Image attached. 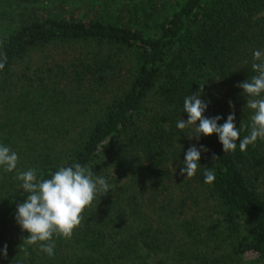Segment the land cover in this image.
I'll return each instance as SVG.
<instances>
[{
	"label": "trees",
	"instance_id": "obj_1",
	"mask_svg": "<svg viewBox=\"0 0 264 264\" xmlns=\"http://www.w3.org/2000/svg\"><path fill=\"white\" fill-rule=\"evenodd\" d=\"M176 2L0 0V145L19 157L13 172L0 167V264H150L171 246L184 254L201 234L186 209L191 181L209 190L225 238L250 224L232 250L264 256L263 140L224 153L216 134L194 139L208 151L188 179L180 147L192 133L176 127L188 118L185 97L200 92L206 117L223 124L234 112L241 139L249 134L248 97L236 85L255 75L253 52L264 51V0ZM74 163L110 191L84 210L71 239L53 237L49 257L23 244L15 213L28 194L15 177L36 169L49 178Z\"/></svg>",
	"mask_w": 264,
	"mask_h": 264
},
{
	"label": "clouds",
	"instance_id": "obj_2",
	"mask_svg": "<svg viewBox=\"0 0 264 264\" xmlns=\"http://www.w3.org/2000/svg\"><path fill=\"white\" fill-rule=\"evenodd\" d=\"M6 62V54H0V70L4 69ZM251 67L255 75L236 85L242 89L244 97H248L245 107L253 112L248 135L241 139L240 129L234 123V112L227 116L223 124L218 123L222 119L219 115L206 117L204 113L208 103L200 98V92L185 97L183 110L188 118L179 119L176 127L180 130L191 129L190 140L199 141L202 136L216 134L224 153L234 152L238 141L239 149L243 152L258 139L264 140V51L253 52ZM207 151L203 145L199 149L189 147L180 174L188 179L194 177L201 166V152ZM216 158L213 155V160ZM18 159V154L9 146L0 145V167L6 172L16 169ZM203 174L206 184H212L216 179L215 173L208 168ZM15 179L22 182L21 187L28 194L23 202L17 204L15 213L16 223L28 233L23 238V244L39 245L40 250L49 257L55 255L53 237L71 239L74 230L81 224L84 210L91 206L98 194L102 197L110 191L106 178L95 176L79 163L60 166L49 178L38 179L37 170L29 169L18 173ZM0 251L6 258L7 245Z\"/></svg>",
	"mask_w": 264,
	"mask_h": 264
},
{
	"label": "rangeland",
	"instance_id": "obj_3",
	"mask_svg": "<svg viewBox=\"0 0 264 264\" xmlns=\"http://www.w3.org/2000/svg\"><path fill=\"white\" fill-rule=\"evenodd\" d=\"M178 3L182 0H176ZM176 2V4H177ZM264 20V11L260 15ZM38 52L34 55H40ZM225 88L218 89V95L223 96ZM224 97V96H223ZM246 109V114H253L252 110ZM241 111L245 112L244 109ZM251 118V117H250ZM190 132L192 133L191 129ZM196 146V141L189 139L185 146L180 148L186 153L189 147ZM264 147V140H263ZM178 150V149H177ZM202 153V152H201ZM177 154H180L177 153ZM202 156V154H201ZM177 159V158H175ZM178 163L177 161H174ZM191 191L194 192L193 197L188 198L186 201V209L189 215H192L200 225L201 234L199 235V242L197 246H193L190 250L189 244L187 252L179 254L174 251V246L163 253L152 255L148 260L150 264H264V256L258 254H239L235 253L232 249L234 245H237L239 241H243L245 238H249L250 224L245 220L242 221V226L239 229L238 236L234 238H225V222L220 219L216 212L215 204L210 196L209 190H206L194 182H189ZM261 188L264 190V179L261 182ZM212 230L215 236L207 238L206 231Z\"/></svg>",
	"mask_w": 264,
	"mask_h": 264
}]
</instances>
